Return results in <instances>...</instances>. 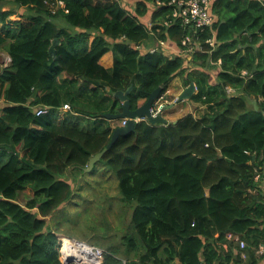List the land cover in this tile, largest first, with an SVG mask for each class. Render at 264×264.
<instances>
[{
  "label": "trees",
  "instance_id": "obj_1",
  "mask_svg": "<svg viewBox=\"0 0 264 264\" xmlns=\"http://www.w3.org/2000/svg\"><path fill=\"white\" fill-rule=\"evenodd\" d=\"M55 1L0 0V49L10 56L0 68V264H64L60 231L48 216L75 199L72 173L111 140L117 125L104 114L122 111L115 93L133 84L136 109L178 75L185 86L195 81L206 110L167 124L138 121L95 164L108 167L122 201L133 206L132 233L120 237L121 227L104 226L119 230L120 240L105 248L101 264H240L229 232L248 243L243 264H263L264 189L255 166L264 165V0H212L218 45L212 55L197 54L196 67L188 56L137 49L154 41L145 25L167 8L155 10L156 0ZM9 3L24 8L18 20ZM188 32L178 22L158 37L178 45ZM211 57L223 59L221 70L209 71ZM242 69L250 77H241ZM227 85L238 93L228 95ZM64 104L71 106L66 113L108 124L68 121ZM41 108L48 110L39 114Z\"/></svg>",
  "mask_w": 264,
  "mask_h": 264
},
{
  "label": "rangeland",
  "instance_id": "obj_2",
  "mask_svg": "<svg viewBox=\"0 0 264 264\" xmlns=\"http://www.w3.org/2000/svg\"><path fill=\"white\" fill-rule=\"evenodd\" d=\"M135 3L136 1L130 2L127 5L129 8L135 9ZM6 8H13L16 11L15 15L11 17L12 20H18L20 18L19 13L24 11L23 7L15 3L7 4ZM56 23L67 26L62 18H57ZM9 58L10 56L6 47H2L0 49V68L10 62ZM105 62L112 63V56L110 54L105 58ZM179 79L183 80L184 77L180 76ZM174 82L175 79L170 82L169 86L171 88H176ZM208 90L209 85L206 84L205 92ZM196 100L197 95L195 93L193 95V101L195 102L192 105L191 113L195 116H199L206 110V105ZM173 101H175V98ZM1 102L2 96L0 95V104ZM61 112L64 113V118L68 121L78 122L80 125L87 128L95 127L99 122H103L105 125L108 124L107 120L102 121V119L85 115L83 112L66 113L64 109ZM116 122H119V120H116ZM21 153L23 155L25 154V152ZM109 174L110 171L108 167H105L103 163L94 165L91 170H86L84 168L83 170H76L73 172L72 175L76 180L73 182L76 192L74 195L75 199L72 198L48 216L49 227L55 232L60 231L58 233L61 236L68 237L69 240H78V242L91 245L95 244L94 246H99L104 250L109 245L116 244L120 240L117 238L118 236L115 235L119 230L121 231L120 237L126 233H132L133 231H129L128 229H130L129 224L133 206L122 201L119 188L117 187V179L114 175L109 176ZM25 198V194L21 193L20 200H24ZM105 225H110L111 227L119 226L121 228L112 232L104 227ZM59 239L62 244L60 258L64 261L63 252L65 258L69 255L65 254L66 245L62 251L63 241L62 238ZM72 244L78 245L77 242H72ZM76 258L79 261H84L87 259V256L83 252Z\"/></svg>",
  "mask_w": 264,
  "mask_h": 264
},
{
  "label": "built area",
  "instance_id": "obj_3",
  "mask_svg": "<svg viewBox=\"0 0 264 264\" xmlns=\"http://www.w3.org/2000/svg\"><path fill=\"white\" fill-rule=\"evenodd\" d=\"M57 4V6L63 7L65 6L64 1L56 0L53 4ZM167 6L166 9L161 10V17H159L156 21L152 18L149 19L145 25L149 34L154 38L153 43L148 46L145 42L139 45H136L137 49L140 50L141 53L149 52V53H163L169 54L171 57L176 55L178 56H188L190 57L189 66L196 67L197 61H195V56L199 53H209L212 55L214 49L218 45L216 39V33L213 31L214 25V16L211 13L212 0H169V1H161L156 0L153 3V6L156 7L155 10L162 6ZM56 7L53 9L55 10ZM180 22L182 25L188 28L189 32L180 40L178 45L168 42L165 39L159 38L158 33L164 32L167 27L174 23ZM212 30V36H206L205 32ZM205 35V36H204ZM208 47V48H207ZM223 64V59L218 58L213 60L210 58L209 68L216 66L221 70ZM239 75L245 79L250 77V73L247 69H242L239 72ZM226 93L228 95H235L238 93L237 89L232 85L226 86ZM169 103V100L165 98V94L163 93L152 105L151 111L154 116L163 113L164 107ZM64 110H70L71 106L69 104H64ZM48 108H41L38 110V113H45ZM137 121H148L146 116L137 117ZM127 123V119H123L122 125ZM255 179L260 183V186L264 189V165L258 167L255 166ZM229 242L237 243L241 249V262L243 264V260H248L249 255L246 251V247L248 246L247 241L242 238L238 234H234L229 232L226 236ZM79 246L83 247L84 244L79 242ZM236 244V245H237ZM105 250L98 246H91L90 252H87V257L91 262H86L87 264H101L104 258ZM258 254H264V245L261 244L257 249ZM64 260L66 259L63 253Z\"/></svg>",
  "mask_w": 264,
  "mask_h": 264
},
{
  "label": "water",
  "instance_id": "obj_4",
  "mask_svg": "<svg viewBox=\"0 0 264 264\" xmlns=\"http://www.w3.org/2000/svg\"><path fill=\"white\" fill-rule=\"evenodd\" d=\"M59 44L58 39H54L52 42V45L49 48V53L52 57H56V46ZM134 85L131 84L127 90L123 91H117L115 95L121 100L123 103L122 105V111L118 113H105L104 117L110 119V120H121L123 118L127 119V123L125 125H119L116 126L115 129L113 130V133L111 135V140L107 144V146L100 152H97L93 156L90 157L89 159V164L88 166L85 167L86 170H91L95 163L103 156V154L109 149L115 141L121 136V135H126L130 132H133L135 130V125L137 123L136 118L137 117H144L146 116L151 124H167L171 123L166 118V110L171 109L175 103H169L164 107V113H160L156 116L153 115L151 108L154 103V101L159 97L162 87L159 86L155 90H153L149 96V98L140 104L136 109L131 108V102L129 100V94L133 90ZM196 92V83L195 81H191L180 93L178 98H176L175 102H180L186 99L191 98ZM61 238V235H59ZM75 240V239H74ZM78 241V240H75ZM94 247V246H92ZM64 264H81L82 261L77 260V258L73 255H69L66 257V259L63 261Z\"/></svg>",
  "mask_w": 264,
  "mask_h": 264
},
{
  "label": "crops",
  "instance_id": "obj_5",
  "mask_svg": "<svg viewBox=\"0 0 264 264\" xmlns=\"http://www.w3.org/2000/svg\"><path fill=\"white\" fill-rule=\"evenodd\" d=\"M151 42L153 43V41H149L148 40L145 43L148 46H150L151 45ZM259 44H260V42L257 44V46ZM104 61H105V59H104ZM105 64L108 67H111L113 65V63H111V62H109V63H106L105 62ZM218 70H219V68L216 67V66H213L212 68H209V71L210 72H213V71L214 72H217ZM180 76H183L184 79L183 80L182 79H179ZM174 79H175L174 84L176 85V88H171L169 86L168 89L164 93L165 94V98H167L169 100V103H175L171 109L166 110V114H165L166 115V118L169 121H171V122H176L177 120H179L180 118H182L186 114L191 113L192 105L195 102V101H193V98H192L193 96L191 98H189V99H186V100H183V101H180V102L173 101L174 98L176 100V98L180 95V93L182 92V90L186 87L185 86V76L184 75H178ZM260 100H262V98H260ZM112 124L114 125V122L113 121H112ZM70 248H71V250H73V245L72 244H71V247ZM79 248L86 249L87 251H89V247H87L86 245H84L83 247L78 246L77 249L78 250H81ZM72 252H74V251H72ZM67 254H68V251H67Z\"/></svg>",
  "mask_w": 264,
  "mask_h": 264
},
{
  "label": "bare ground",
  "instance_id": "obj_6",
  "mask_svg": "<svg viewBox=\"0 0 264 264\" xmlns=\"http://www.w3.org/2000/svg\"><path fill=\"white\" fill-rule=\"evenodd\" d=\"M77 243H78V245H77V244H76V245H73V244H72V245H73V250H71V248H70V247H71V244H70V245L68 244V245L66 246V250H68V254H69V255H72V256L74 255L75 257H78V256H79L81 253H83V252H84L85 255L87 254V252H90V250H91V245H90V244H88V243H83L84 245H86L87 247H89V251H87L86 249H81V248H79V249L82 250V251H81V250H78V249H77L78 246H79V244H80L78 241H77ZM64 247H65V246H64ZM63 249H64V248H63ZM66 250H65V251H66ZM62 251H63V250H62ZM72 251H74V252H72ZM63 253H64V252H63ZM87 255H91V254H87ZM87 255H86V256H87ZM84 262H91V261H90V259L87 257V259L84 260Z\"/></svg>",
  "mask_w": 264,
  "mask_h": 264
},
{
  "label": "clouds",
  "instance_id": "obj_7",
  "mask_svg": "<svg viewBox=\"0 0 264 264\" xmlns=\"http://www.w3.org/2000/svg\"><path fill=\"white\" fill-rule=\"evenodd\" d=\"M9 60H10V58H9ZM196 61H197V60H196ZM164 93H165V92H164ZM195 93H197V85H196V92H195ZM161 95H162V94H161ZM161 95H159V97H160ZM159 97H158V98H159ZM158 98H157V99H158ZM177 98H178V97H177ZM157 99H156V100H157ZM156 100H155V101H156ZM155 101H154V102H155ZM66 112H67V111H66ZM163 113H164V112H163ZM63 114H64V113H63ZM123 119H124V118H123ZM123 119H122V121H123ZM125 119H126V118H125ZM137 122H138V121H137ZM114 124L117 125V126H119V125L116 124L115 122H114ZM120 125H122V123H121ZM90 245H91V244H90ZM91 246H94V245H91ZM98 247H99V246H98ZM104 253H105V252H104ZM82 263H83V262H82ZM84 263H86V262H84ZM86 264H87V263H86Z\"/></svg>",
  "mask_w": 264,
  "mask_h": 264
},
{
  "label": "flooded vegetation",
  "instance_id": "obj_8",
  "mask_svg": "<svg viewBox=\"0 0 264 264\" xmlns=\"http://www.w3.org/2000/svg\"><path fill=\"white\" fill-rule=\"evenodd\" d=\"M65 239H66V245H70V244H72V242H77V241H73V240H69L67 237H65Z\"/></svg>",
  "mask_w": 264,
  "mask_h": 264
}]
</instances>
